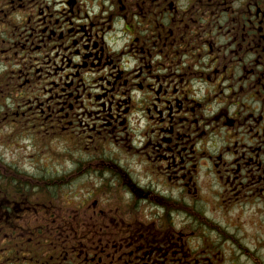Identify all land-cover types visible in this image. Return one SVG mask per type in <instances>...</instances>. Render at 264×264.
Here are the masks:
<instances>
[{
    "label": "rangeland",
    "instance_id": "rangeland-1",
    "mask_svg": "<svg viewBox=\"0 0 264 264\" xmlns=\"http://www.w3.org/2000/svg\"><path fill=\"white\" fill-rule=\"evenodd\" d=\"M10 1L13 0H0V10L3 9L0 12V196L8 197L5 205L0 206L4 210L0 211V220L4 218L0 226V237H3L0 264L6 260L5 237L14 233L12 228H25L28 236L35 234L34 221L46 213L43 206L58 203L77 214L76 220L71 221L83 227L80 232H87L85 235L90 236L91 244L99 238L117 237L110 234L116 227L111 221H121L115 208L123 204L132 211L116 227L124 232V237L133 235L139 239L141 235L145 239L143 245L150 246L155 229L184 234L180 238L181 247L174 249L171 264H264V192H258L253 185L251 191H239L238 186L246 182L244 174L239 177L234 170L236 165H243L242 157L251 155L250 146L256 149L257 134H262L264 140V131L258 130L264 128V97L254 100L255 95L248 90L249 83L231 78V67H227L225 57L229 39L226 30L220 28L224 19L203 21V36L199 37L202 62L198 68L189 66L186 73L193 81L188 84L193 93L189 97L196 106L195 127L199 132L203 129V156L209 158H203L198 164L199 189L194 192L191 186L183 188L175 180H169L167 170L165 174L160 173L163 170H159L160 164L153 152H156L155 138L149 133L146 116H140L138 121L132 111L128 127L120 133H107L101 125L92 124L94 119L81 118L73 124L70 134L50 129L49 123L31 115L39 102L50 97V87L42 76H36L37 67L28 69L32 72L28 78L27 69L21 72L25 62L21 61L18 48L23 40L15 33L22 30L23 18L33 13V5L29 0H14L10 7ZM186 3L187 0L181 3L183 8ZM102 18L94 20L100 24ZM124 24L121 20L115 32L107 28L104 35L109 53L117 55L124 51L118 63L124 70L132 71L139 65L141 55L139 50L132 49L133 38L119 35L118 27ZM111 39H116L112 46ZM17 40H21L20 44ZM176 50L186 48L177 46L173 48ZM170 51L156 48L154 60L170 59ZM187 53L190 57L194 51L189 49ZM217 56L223 58L219 67L212 62ZM189 57L184 54L182 60L187 61ZM238 77L242 79L241 75ZM197 95L202 98L198 99ZM197 105L202 106L198 109ZM160 109L158 106L157 110ZM79 111L88 112L74 113ZM253 119H260L259 127ZM159 120L156 117L155 121L160 124ZM158 123L152 125L158 131L168 127L166 123L160 126ZM212 165L219 168L222 178L218 179ZM192 201L202 209H196ZM135 203L138 206L133 211ZM101 209L109 212L108 216L102 217ZM48 213H53L52 209ZM78 213L82 216L78 217ZM58 226L66 227L61 221ZM50 242H44V248L37 247V254H45L44 260L36 255L31 257L48 261L52 254Z\"/></svg>",
    "mask_w": 264,
    "mask_h": 264
},
{
    "label": "flooded vegetation",
    "instance_id": "flooded-vegetation-1",
    "mask_svg": "<svg viewBox=\"0 0 264 264\" xmlns=\"http://www.w3.org/2000/svg\"><path fill=\"white\" fill-rule=\"evenodd\" d=\"M29 1L33 5V13L23 18L22 30L15 33L23 40V45L18 48L21 61L25 62L21 72L37 67L36 76H42L50 87V97L39 102L31 115L49 123L50 129L70 134L73 124L81 118L94 119L92 124L101 125L107 133H120L128 127L132 111L138 121L140 116H146L149 133L155 138L153 149L156 152H153L157 155L159 170H163L160 173L165 174L167 170L168 179L175 180L183 188L191 186L194 192L199 189L196 183L200 176L198 164L203 158L209 159L203 156V129L199 132L195 127L198 119H193L196 106L189 97L193 93L188 84L193 81L186 76L189 66L198 68L202 62L199 49L204 20L224 19L220 28L226 30L229 39L225 57L227 67H231V78L249 83L248 90L255 95L252 97L254 100L264 97V0H187L184 8L181 3L186 0ZM14 3V0L10 1V7ZM95 17H103L100 24L94 20ZM121 20L125 24L118 27L119 35L133 38L135 47L132 49L139 50L141 55L139 65L132 71L124 70L118 63V57L124 55V51H120L123 45L116 51H120L117 55L107 50L105 31L112 28L109 32H115ZM189 37L192 38L187 40ZM21 40H17L18 44ZM115 41L111 39V46ZM177 46H185L186 50L173 51ZM156 48H169L171 58L155 61ZM189 49L194 51L190 57ZM184 54L189 60H182ZM222 59L217 56L212 62L219 67ZM48 68L52 70L48 71ZM216 72L219 73V69ZM31 73L28 70L26 77ZM35 80L40 82L37 78ZM197 97L200 99L201 96ZM158 106H161L160 110H157ZM201 106L197 105V108ZM78 110L88 112L74 113ZM156 117L160 118V124L166 123L168 127L156 130L153 127L158 123ZM260 119L252 120L257 127ZM258 130L264 131V128L259 127ZM257 137L256 149L250 146L251 155L242 157L243 165L234 167L239 177L244 174L246 182L238 186L239 191H251L253 185L258 192H264V140L262 134H257ZM212 169L216 170L218 179L222 178L216 165H212ZM235 179L239 178L235 176ZM249 181L253 182L247 184ZM7 198L0 196V206L5 205ZM194 205L196 209L201 208ZM137 206L136 203L132 205L133 211ZM44 209V216L34 221L35 234L28 236L25 228L14 226V233L5 237L7 247L3 264H171L174 249L181 247L180 238L184 235L168 229H155L150 246L143 245L145 239L141 235L139 239L133 235L124 237V232L116 227H120L132 211L119 204L115 210L121 221H111L116 227L110 231L117 237L99 238L91 244L88 241L90 236L85 235L87 232H80L83 227L78 226L77 221H71L76 220L77 214L70 209L68 211V207L63 208L58 203L44 205ZM51 209L53 213H48ZM0 211L4 210L0 208ZM99 212L102 217L109 214L104 209ZM81 216L78 213V217ZM2 221L4 218H1L0 226ZM59 221L66 227L60 229ZM5 223L8 224V220ZM49 240L52 254L47 256L48 261L43 262L45 254H37V247L44 248V242ZM32 255L42 259L36 260Z\"/></svg>",
    "mask_w": 264,
    "mask_h": 264
}]
</instances>
